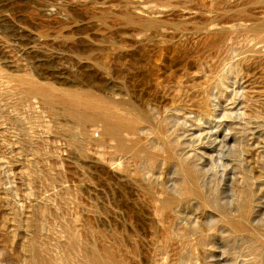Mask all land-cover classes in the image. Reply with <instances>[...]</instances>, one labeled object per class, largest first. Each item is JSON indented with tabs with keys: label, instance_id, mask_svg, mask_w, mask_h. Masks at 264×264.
I'll return each instance as SVG.
<instances>
[{
	"label": "rangeland",
	"instance_id": "374dc122",
	"mask_svg": "<svg viewBox=\"0 0 264 264\" xmlns=\"http://www.w3.org/2000/svg\"><path fill=\"white\" fill-rule=\"evenodd\" d=\"M0 264H264V0H0Z\"/></svg>",
	"mask_w": 264,
	"mask_h": 264
}]
</instances>
